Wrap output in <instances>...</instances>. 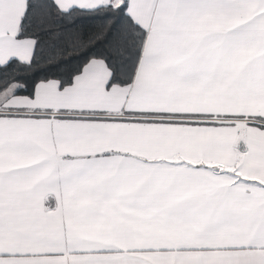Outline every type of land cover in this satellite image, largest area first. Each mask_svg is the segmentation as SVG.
Masks as SVG:
<instances>
[{"label": "snow or ice", "instance_id": "obj_1", "mask_svg": "<svg viewBox=\"0 0 264 264\" xmlns=\"http://www.w3.org/2000/svg\"><path fill=\"white\" fill-rule=\"evenodd\" d=\"M0 264H264V0H0Z\"/></svg>", "mask_w": 264, "mask_h": 264}]
</instances>
